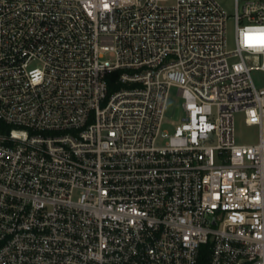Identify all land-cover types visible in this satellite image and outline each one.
I'll return each mask as SVG.
<instances>
[{
    "label": "built area",
    "instance_id": "2783aa9c",
    "mask_svg": "<svg viewBox=\"0 0 264 264\" xmlns=\"http://www.w3.org/2000/svg\"><path fill=\"white\" fill-rule=\"evenodd\" d=\"M228 19L218 0H0V264H201L206 245L264 264V0H235L232 49Z\"/></svg>",
    "mask_w": 264,
    "mask_h": 264
},
{
    "label": "rangeland",
    "instance_id": "374dc122",
    "mask_svg": "<svg viewBox=\"0 0 264 264\" xmlns=\"http://www.w3.org/2000/svg\"><path fill=\"white\" fill-rule=\"evenodd\" d=\"M218 2L226 9L229 14L227 22V39L230 49L235 47V0H218ZM252 77L257 85L264 84V75L259 71H253ZM182 99L178 95L177 87H172L166 114V122L163 131L173 132L175 125L183 115L181 108ZM236 138L241 142H254L258 138V129L256 127H248L243 121L242 114L236 117Z\"/></svg>",
    "mask_w": 264,
    "mask_h": 264
},
{
    "label": "trees",
    "instance_id": "16d2710c",
    "mask_svg": "<svg viewBox=\"0 0 264 264\" xmlns=\"http://www.w3.org/2000/svg\"><path fill=\"white\" fill-rule=\"evenodd\" d=\"M118 76H119V70L114 71L109 75L108 79H109L111 89L118 87V85L116 84ZM202 252L203 253L201 255V264H207L208 255H209V247L207 245L203 247Z\"/></svg>",
    "mask_w": 264,
    "mask_h": 264
}]
</instances>
